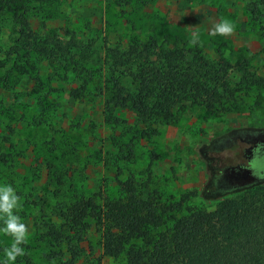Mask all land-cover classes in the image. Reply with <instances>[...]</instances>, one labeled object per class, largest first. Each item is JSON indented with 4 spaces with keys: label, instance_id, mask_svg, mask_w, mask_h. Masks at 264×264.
<instances>
[{
    "label": "rangeland",
    "instance_id": "1",
    "mask_svg": "<svg viewBox=\"0 0 264 264\" xmlns=\"http://www.w3.org/2000/svg\"><path fill=\"white\" fill-rule=\"evenodd\" d=\"M248 1L145 0L121 8L113 0H54L42 7L40 17L37 6L35 11L26 2L22 15L32 31L65 30L83 43L92 42L93 69L99 68L103 39L114 46L154 37L195 46L211 60L245 62L247 72L264 78V23L249 17ZM16 18L7 14L0 25V156L5 160L0 187H12L19 198L14 214L28 230L20 247L33 264H56L44 257L54 250L44 233L46 225L62 222L60 207L79 197H94L99 204L98 194L116 196L119 183L129 177L165 204L182 201L174 218L188 208L210 210L221 198L257 183L244 165L251 151L264 145V86L237 93L230 111H176L153 135L136 139L145 126L126 111L114 113L124 124H106L104 100L91 87L61 80L39 64L43 89L36 93L33 81L3 66L4 51L18 30ZM224 20L234 25L233 33L210 34ZM76 87L84 93L79 100L67 94ZM130 143L132 157L125 161ZM81 240L77 264H90L101 255L97 229L89 226ZM13 242L0 232V262L7 260L5 250Z\"/></svg>",
    "mask_w": 264,
    "mask_h": 264
},
{
    "label": "trees",
    "instance_id": "2",
    "mask_svg": "<svg viewBox=\"0 0 264 264\" xmlns=\"http://www.w3.org/2000/svg\"><path fill=\"white\" fill-rule=\"evenodd\" d=\"M20 1L0 0V25L7 14L17 17L18 24L4 51L3 66L33 81L36 93L43 89L39 64L61 75V80L75 79L91 87L104 100L106 124H124L114 113L126 111L145 126L136 139L153 135L155 127L168 124L176 111H230L236 106L237 93L264 86V78L247 72L245 62L211 60L195 46L154 37L114 46L103 39L99 68L93 69L92 42L83 43L65 30L27 29V16L22 15L26 2L35 11L37 6L39 16L42 7L54 0ZM144 1L113 0L121 8ZM246 11L256 23H264V0H249ZM67 92L75 100L84 94L79 87ZM132 145H125V161L132 157ZM0 163H5L1 156ZM244 167L256 184L221 198L210 210L188 208L177 218L173 214L182 201L165 204L155 192L145 194L130 177L119 183L116 196L98 194L99 204L94 197L74 199L59 208L60 224L45 226V240L54 250L44 257L56 264H77L78 244L93 225L101 255L90 264H111L101 261L103 257L121 264H264V145L251 151ZM12 264L33 262L23 254Z\"/></svg>",
    "mask_w": 264,
    "mask_h": 264
},
{
    "label": "clouds",
    "instance_id": "3",
    "mask_svg": "<svg viewBox=\"0 0 264 264\" xmlns=\"http://www.w3.org/2000/svg\"><path fill=\"white\" fill-rule=\"evenodd\" d=\"M234 31V25L227 20L217 23L212 35H231ZM18 197L10 186L0 187V219L4 222V227L0 232L11 235L14 242L10 249L5 250L7 260L5 264H12L16 257L24 254V249L20 245L26 243L27 227L20 221V217L14 214V209L18 207Z\"/></svg>",
    "mask_w": 264,
    "mask_h": 264
}]
</instances>
